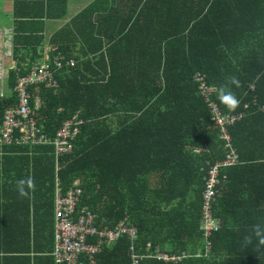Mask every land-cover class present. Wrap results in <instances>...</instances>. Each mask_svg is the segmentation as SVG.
Returning a JSON list of instances; mask_svg holds the SVG:
<instances>
[{
    "label": "trees",
    "instance_id": "16d2710c",
    "mask_svg": "<svg viewBox=\"0 0 264 264\" xmlns=\"http://www.w3.org/2000/svg\"><path fill=\"white\" fill-rule=\"evenodd\" d=\"M128 1L129 14L106 40L101 27L85 19L87 7L49 38L56 44L50 58L60 55L73 64L53 73L57 87H28L34 118L49 136L67 119L81 123L70 153L57 162L52 144L1 147L0 264H131L123 236L104 242L92 260L84 252L68 257L55 229V180L63 195L71 187L80 191L74 219H91L100 232L127 217L137 230V247L146 250L150 242V251L156 245L163 250L169 243L170 254H186L167 264H264V245L253 233L256 225L264 228V110L257 108L264 105V0ZM11 4L14 20L22 10L20 17L43 21L63 18L67 0ZM16 24L0 121L15 102V76L42 58L36 23L31 29V21ZM66 30L72 32L64 42ZM195 73L205 77L219 107L228 109L218 99L225 84L240 100L237 110L248 105L228 127L239 160L219 169L208 202L216 227L207 236L201 223L204 177L226 153ZM27 176L34 177L35 191L21 197L16 181Z\"/></svg>",
    "mask_w": 264,
    "mask_h": 264
},
{
    "label": "built area",
    "instance_id": "2783aa9c",
    "mask_svg": "<svg viewBox=\"0 0 264 264\" xmlns=\"http://www.w3.org/2000/svg\"><path fill=\"white\" fill-rule=\"evenodd\" d=\"M67 60V61H66ZM72 59H65L56 55L42 61L39 65L32 67L23 75H16L13 81L12 91L15 102L7 105L2 110L0 121V146L2 145H39L52 144L54 147L55 161L59 156L70 153L72 140L77 132V126L81 123L80 118L67 119L61 123L53 136L47 135L38 127L34 118V108L31 105V95L28 87L31 85L44 84L47 87L55 88L58 83L53 73L72 66ZM193 80L198 84L199 94L203 97L208 111L209 120L218 128V137L223 140V148L226 159L214 162L206 171L202 190V214L201 223L203 236L216 227L211 215L208 212V202L213 198V187L218 185V173L221 166L236 163L237 155L231 144V137L228 127L244 116L243 111H231L218 106L211 100V89L207 86L205 77L195 74ZM247 105H244L246 108ZM258 110H264V105L257 106ZM80 191L71 187L63 195L57 191L55 197V229L57 238L64 240V249L68 251V257H76L84 252L89 259L99 253L101 245L105 242L114 243L121 236L127 237L130 241L129 254L131 264H137L138 256L135 254L134 242L137 240V230L133 225L127 223L124 217L113 229L98 232L92 224L91 219L78 217L74 219L73 211L77 203ZM205 251L208 252L209 242L204 243ZM164 261L177 262L180 257L163 255Z\"/></svg>",
    "mask_w": 264,
    "mask_h": 264
},
{
    "label": "crops",
    "instance_id": "0c3cea01",
    "mask_svg": "<svg viewBox=\"0 0 264 264\" xmlns=\"http://www.w3.org/2000/svg\"><path fill=\"white\" fill-rule=\"evenodd\" d=\"M12 1L13 0H0V23H1L0 24V77H4L5 79H6V74H7V72H4L5 66L7 64L8 65L10 64L8 70L13 68L14 66V60L12 57V48H13L12 38L14 35L13 28L15 26H18L16 24L17 21H22V22L31 21L30 29H31V26H33L36 23L34 25V29L38 31V34L43 35V40H44L41 43V45L38 46V53L42 56L41 58V62H42L47 59H50L52 50L56 47V44L49 43L50 36L55 31H57L59 28L65 27L70 22V20H72L74 16L77 13H79L82 9L87 7L88 11H86L87 17H85V19H91L92 23L99 25L101 27L100 32L102 35L105 36V40H106L112 35V28H119V25L117 23L120 22L121 18H126V16L129 14L130 3H131L128 0H67L66 13L63 18L56 19V20L45 18L43 21H41V20H31V19H34L32 18L34 16H32L31 18H28L30 16L21 15L22 17H20V14H22L23 12L22 10L18 12V15L16 16L14 20L12 16V7H11ZM114 12H117L119 16L117 17V19H110V16ZM38 21H41V22H38ZM110 22L114 23V25H111ZM72 30L65 31L64 42H66L69 39ZM19 33H21L22 35H25L23 31ZM247 108H248V105L246 108H244V105H243V108L241 110L235 109L234 111L236 112L243 111L245 115L246 114L245 109ZM2 146H6V145H2ZM2 146H0V158L2 157L1 156ZM223 151H224V148H223ZM234 151H235V148H234ZM238 160L239 158L237 155L236 163H238ZM58 190H59L58 181L55 180V193H54L55 197H56ZM55 197H54V205H55ZM134 247H135V254L138 256L137 264H140L145 259H154L163 264L176 263V262H171V261L169 262L164 261L162 259V256L163 255L176 256V257H180V260L181 258L186 256V254L184 256H177L175 254H170L168 252L169 243L164 244L163 250L159 247V245H156L154 250L150 251V248H151L150 242L146 243V250H143L142 247L140 248L137 247L136 241L134 242ZM129 248H130V245H129Z\"/></svg>",
    "mask_w": 264,
    "mask_h": 264
},
{
    "label": "clouds",
    "instance_id": "9594fccd",
    "mask_svg": "<svg viewBox=\"0 0 264 264\" xmlns=\"http://www.w3.org/2000/svg\"><path fill=\"white\" fill-rule=\"evenodd\" d=\"M231 84L237 87L240 86V82L236 77L231 78ZM218 99L231 111H234L240 105V100L227 84L220 87ZM221 147H223V143H221ZM35 187L34 177L32 176H27L16 181V191L21 197H29L30 194L35 191ZM253 233L254 236L259 239V244L264 245V228L260 225H256L254 226ZM252 238V235H249L245 236L244 240L246 243H251Z\"/></svg>",
    "mask_w": 264,
    "mask_h": 264
},
{
    "label": "rangeland",
    "instance_id": "374dc122",
    "mask_svg": "<svg viewBox=\"0 0 264 264\" xmlns=\"http://www.w3.org/2000/svg\"><path fill=\"white\" fill-rule=\"evenodd\" d=\"M9 65L7 64L5 66L4 72H7L8 68H9ZM250 89H253V87L250 86ZM9 91H10V89L7 86L6 79L4 77H0V95H8L9 94Z\"/></svg>",
    "mask_w": 264,
    "mask_h": 264
}]
</instances>
